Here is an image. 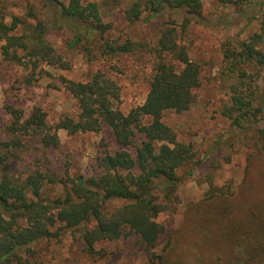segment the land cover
Masks as SVG:
<instances>
[{
  "label": "trees",
  "instance_id": "obj_1",
  "mask_svg": "<svg viewBox=\"0 0 264 264\" xmlns=\"http://www.w3.org/2000/svg\"><path fill=\"white\" fill-rule=\"evenodd\" d=\"M216 2L240 14L258 8L264 23L263 1L255 6L251 0ZM42 5L50 20L34 8L16 15L0 4V91L6 94L0 127V264L29 263L37 244L57 239L62 229L83 239L92 258L100 252L97 244L130 238L149 264H230L238 246L242 264H264V182H248L244 191L211 182L199 202L187 205L179 227L167 231L159 219L176 212L180 172L196 156L193 145L180 140L164 117L189 110L202 85L201 65L181 42L193 22L203 23L202 0H42ZM102 8H119L130 24L182 18L180 25L167 23L160 30L145 101L128 110L114 73L99 69L73 78L71 61L48 37L53 29L67 28L69 48L87 62L109 63L137 53L142 45L111 36L113 26L101 18ZM263 41V33L255 32L224 44L222 62L233 81L222 114L233 131L253 130V144L264 161ZM110 66L116 72L117 65ZM52 72L77 105L55 123L42 102L26 106L21 95L32 93ZM61 130L102 136L99 172L73 175L67 161L51 167L46 152L60 148ZM261 169L264 174V163ZM57 187L61 193L51 196ZM239 198L247 203L237 204ZM107 255L102 249L100 257Z\"/></svg>",
  "mask_w": 264,
  "mask_h": 264
},
{
  "label": "rangeland",
  "instance_id": "obj_2",
  "mask_svg": "<svg viewBox=\"0 0 264 264\" xmlns=\"http://www.w3.org/2000/svg\"><path fill=\"white\" fill-rule=\"evenodd\" d=\"M262 1L264 3V0H251V6ZM202 2L203 23L193 22L188 28V34L182 36L181 40L188 46L190 57L201 65L202 85L196 90L195 102L189 110L183 113L169 112L164 117L178 138L191 143L196 152L192 164L180 172L184 178L179 186L178 193L181 199L176 205V212L172 215L164 213L159 217L167 231L182 224L187 205L199 202L210 189L211 182L216 186L232 183L241 191L245 190L248 182L256 180L264 182L261 169L264 161L253 144L252 136L255 133L253 130L249 133L233 131L231 120L222 114L224 105L230 103L229 85L233 81L227 76L223 66L222 48L227 42L248 39L255 32H262L264 35L261 12L257 8L240 14L234 6L221 5L216 0ZM0 4L7 6L8 13L16 15H24L34 8L38 16L50 20V13L43 8L42 0H0ZM125 17L119 8L101 9L103 21L110 22L113 26L112 37L120 40L130 39L143 47L135 54L120 56L109 63L101 58L87 62L77 49L71 50L68 43L70 39L72 40V32L67 28L53 29L48 37L59 52L71 61L74 70L70 74L73 78L83 79L90 72L99 69H109L112 75L114 73L113 77L122 87L123 107L128 110L145 101L156 59L154 49L160 30L165 28L167 23L174 22L180 25L182 18L180 15L174 18L165 16L148 23L130 24ZM259 47L264 51V41ZM111 63L117 65L116 72H113ZM260 72L263 76L264 69ZM5 95L1 90L0 127L5 120L1 108ZM21 95L26 106L42 102L49 111L50 123H55L61 113L71 112L77 106L76 101L65 91L57 72H52V75L42 80L40 87H36L32 93L21 92ZM59 137L60 148L46 152L49 158L47 162L51 163V167L58 169L67 161L71 165L73 175H92L99 172L97 156L102 149L100 134L70 135L61 130ZM56 193L57 195L61 193L60 187L50 195L54 197ZM245 203L247 199L244 198H239L237 202L242 205ZM235 212L241 213L239 208ZM60 233L57 239L37 244L35 255L30 257L27 264H149L146 254L140 250L134 239L123 238L115 242L99 243L95 248L100 252L92 258L84 251L83 239L74 238L64 229L60 230ZM102 249L108 252L106 258L100 257ZM242 253L243 249L236 247L230 264H242Z\"/></svg>",
  "mask_w": 264,
  "mask_h": 264
}]
</instances>
